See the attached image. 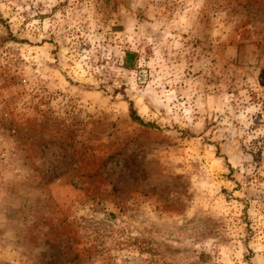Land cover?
<instances>
[{"label": "rangeland", "instance_id": "rangeland-1", "mask_svg": "<svg viewBox=\"0 0 264 264\" xmlns=\"http://www.w3.org/2000/svg\"><path fill=\"white\" fill-rule=\"evenodd\" d=\"M0 264H264V0H0Z\"/></svg>", "mask_w": 264, "mask_h": 264}, {"label": "trees", "instance_id": "trees-1", "mask_svg": "<svg viewBox=\"0 0 264 264\" xmlns=\"http://www.w3.org/2000/svg\"><path fill=\"white\" fill-rule=\"evenodd\" d=\"M137 60V54L135 52H125L124 60H123V68L126 70H133L135 68V62ZM130 116L133 119V121L138 122L140 124H143V122L140 120V118L136 115V112L133 110L131 103H130ZM151 127L148 124H143Z\"/></svg>", "mask_w": 264, "mask_h": 264}]
</instances>
